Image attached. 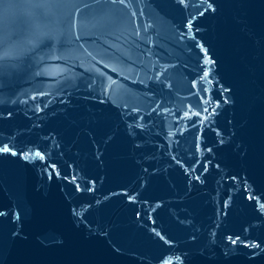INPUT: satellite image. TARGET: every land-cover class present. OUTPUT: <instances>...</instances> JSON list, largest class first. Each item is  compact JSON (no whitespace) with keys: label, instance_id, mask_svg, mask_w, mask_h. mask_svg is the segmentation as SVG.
<instances>
[{"label":"water","instance_id":"water-1","mask_svg":"<svg viewBox=\"0 0 264 264\" xmlns=\"http://www.w3.org/2000/svg\"><path fill=\"white\" fill-rule=\"evenodd\" d=\"M0 264H264V0H0Z\"/></svg>","mask_w":264,"mask_h":264},{"label":"snow or ice","instance_id":"snow-or-ice-1","mask_svg":"<svg viewBox=\"0 0 264 264\" xmlns=\"http://www.w3.org/2000/svg\"><path fill=\"white\" fill-rule=\"evenodd\" d=\"M0 150L7 151V149H6V148H5V149H0Z\"/></svg>","mask_w":264,"mask_h":264}]
</instances>
